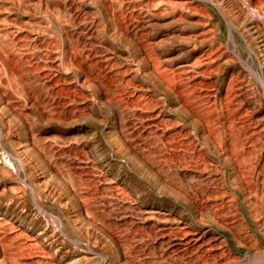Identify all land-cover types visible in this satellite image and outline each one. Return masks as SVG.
<instances>
[{
  "label": "rangeland",
  "instance_id": "rangeland-1",
  "mask_svg": "<svg viewBox=\"0 0 264 264\" xmlns=\"http://www.w3.org/2000/svg\"><path fill=\"white\" fill-rule=\"evenodd\" d=\"M103 1L0 0V264H264V0Z\"/></svg>",
  "mask_w": 264,
  "mask_h": 264
},
{
  "label": "bare ground",
  "instance_id": "bare-ground-1",
  "mask_svg": "<svg viewBox=\"0 0 264 264\" xmlns=\"http://www.w3.org/2000/svg\"><path fill=\"white\" fill-rule=\"evenodd\" d=\"M42 1H43V0H42ZM100 1H101V0H100ZM102 1H103V0H102ZM105 1H109V0H105ZM105 1H103V2H105ZM119 1H120V0H119ZM131 1H132V0H131ZM131 1H129V2H131ZM136 1H138V0H136ZM146 1H147V0H146ZM46 2H47V1H46ZM147 2H148V1H147ZM151 2H152V1H151ZM5 3H6V2H5ZM17 3H18V2H17ZM66 3H67V2H66ZM105 3H106V2H105ZM111 3H113V2H111ZM135 3H136V2H135ZM137 3H138V2H137ZM149 3H150V2H149ZM39 4H40V3H39ZM68 4H69V3H68ZM99 4H100V3H99ZM140 4H141V3H140ZM147 4H148V3H147ZM152 4H153V3H152ZM19 5H20V4H19ZM47 5H48V4H47ZM50 5H51V4H50ZM65 5H66V4H65ZM118 5H119V3H118ZM138 5H139V4H138ZM142 5H143V4H142ZM149 5H151V4H149ZM171 5H172V4H171ZM180 5H181V4H180ZM21 6H22V5H21ZM41 6H42V4H41ZM66 6H67V5H66ZM71 6H72V4H71ZM99 6H100V5H99ZM115 6H116V5H115ZM144 6H145V5H144ZM151 6H152V5H151ZM151 6H149V7L151 8ZM8 7H9V6H8ZM42 7H43V6H42ZM67 7H68V6H67ZM67 7H66V8H67ZM110 7H111V6H110ZM119 7H120V6H119ZM21 8H22V7H21ZM25 8H26V7H25ZM39 8H40V7H39ZM68 8H69V7H68ZM74 8H75V7H74ZM74 8H73V9H74ZM76 8H77V7H76ZM127 8H128V7H127ZM152 8H153V7H152ZM29 9H30V8H29ZM42 9H43V8H42ZM120 9H121V8H120ZM122 9H123V8H122ZM19 10H21V9H19ZM64 10H65V9H64ZM68 10H69V9H68ZM76 10H78V9H76ZM110 10H111V9H109V11H110ZM112 10H113V9H112ZM142 10H143V9H142ZM153 10H154V9H153ZM187 10H188V9H187ZM190 10H191V9H190ZM45 11H46V10H45ZM65 11H66V10H65ZM69 11H70V10H69ZM118 11H120V10H118ZM124 11H125V10H124ZM124 11H123V12H124ZM147 11H148V10H147ZM182 11H184V10H182ZM112 12H113V11H112ZM149 12H150V11H149ZM165 12H166V11H165ZM66 13H67V11H66ZM69 13H70V12H69ZM87 13H88V12H87ZM143 13H144V12H143ZM152 13H153V12H152ZM152 13H151V14H152ZM154 13H155V12H154ZM156 13H157V12H156ZM191 13H192V11H191ZM194 13H195V12H194ZM78 14H79V13H78ZM83 14H84V13H83ZM83 14H82V15H83ZM111 14H112V13H111ZM111 14H110V15H111ZM188 14H189V13H188ZM79 15H80V14H79ZM90 15H91V14H90ZM118 15H119V14H118ZM145 15H146V14H145ZM160 15H161V14H160ZM170 15H171V14H170ZM73 16H74V15H73ZM80 16H81V15H80ZM87 16H88V15H87ZM120 16H121V15H120ZM120 16H119V17H120ZM149 16H150V15H149ZM149 16H148V17H149ZM158 16H159V15H158ZM163 16H164V15H163ZM184 16H185V15H184ZM81 17H82V16H81ZM81 17H80V18H81ZM111 17H112V16H111ZM145 17H146V16H145ZM152 17H153V16H152ZM173 17H174V16H173ZM59 18H60V17H59ZM83 18H84V17H83ZM85 18H87V17L85 16ZM149 18H150V17H149ZM163 18H164V17H163ZM184 18H185V17H184ZM63 19H64V18H63ZM69 19H71V18H68V20H69ZM75 19H76V17H75ZM89 19H90V18H89ZM155 19H156V18H155ZM177 19H178V18H177ZM72 20H74V19H72ZM80 20H81V19H80ZM170 20H171V19H170ZM178 20H179V19H178ZM187 20H188V19H187ZM64 21H65V20H64ZM69 21H70V20H69ZM81 21H82V20H81ZM85 21H86V20H85ZM88 21H90V20H88ZM109 21H110V20H109ZM114 21H115V20H114ZM116 21H117V20H116ZM118 21H119V20H118ZM171 21H172V20H171ZM175 21H176V20H174V22H175ZM60 22H61V21H60ZM62 22H63V20H62ZM62 22H61V24H62ZM71 22H72V21H71ZM74 22H75V20H74ZM76 22H77V21H76ZM78 22H79V20H78ZM91 22H92V21H91ZM91 22H90V23H91ZM93 22H94V21H93ZM149 22L151 23V21H149ZM187 22H188V21H187ZM87 23H88V22H87ZM119 23L121 24V21H120ZM161 23H162V22H161ZM185 23H186V22H185ZM188 23H189V22H188ZM190 23H191V22H190ZM52 24H53V23H52ZM64 24H66V22H65ZM68 24H69V23H68ZM73 24H75V23H73ZM77 24H78V23H77ZM155 24H156V23H155ZM201 24H202V23H201ZM97 25H98V24H96V26H97ZM151 25H152V23H151ZM166 25H168V24H166ZM204 25H205V24H204ZM51 26H52V25H51ZM54 26H55V25H54ZM57 26H58V25H57ZM83 26H84V25H82V28H83ZM91 26H92V25H91ZM110 26H111V24H110ZM118 26H119V25H118ZM45 27H46V26H45ZM70 27H72V26L70 25ZM75 27H76V24H75ZM89 27H90V26H89ZM119 27H121V26H119ZM124 27H125V26H124ZM124 27H123V28H124ZM47 28H48V27H47ZM47 28H46V29H47ZM60 28H61V27H60ZM60 28H59V29H60ZM64 28H65V27H64ZM87 28H88V26H87ZM87 28H86V29H87ZM121 28H122V27H121ZM48 29H50V28H48ZM56 29H57V27H56ZM66 29H67V28H66ZM66 29H65V30H66ZM68 29H69V27H68ZM98 29H99V28H98ZM113 29H114V28H113ZM126 29H127V28H126ZM79 30H80V29H79ZM91 30H92V29H91ZM95 30H96V28H95ZM121 30H122V29H121ZM121 30H120V32H121ZM42 31H45V30L42 29ZM50 31H51V30H50ZM55 31H56V30H55ZM57 31H58V30H57ZM59 31H60V30H59ZM67 31H68V30H67ZM69 31H70V30H69ZM73 31H74V30H73ZM75 31H76V30H75ZM81 31H82V30H81ZM65 32H66V31H65ZM70 32H71V31H70ZM126 32H127V31H126ZM44 33H45V32H44ZM59 33H60V32H59ZM67 33H68V32H67ZM72 33H73V32H72ZM91 33H92V31H91ZM93 33H94V32H93ZM181 33H183V32L181 31ZM50 34H51V33H50ZM70 34H71V33H70ZM70 34H68V35H70ZM76 34H77V33H76ZM121 34H122V33H121ZM58 35H59V34H58ZM58 35H57V36H58ZM74 35H75V34H74ZM122 35H123V34H122ZM125 35H126V34H125ZM128 35H129V34H128ZM175 35H176V34H175ZM6 36H7V35H6ZM54 36H55V34H54ZM70 36H71V35H70ZM79 36H81V35H79ZM120 36H121V35H120ZM135 36H136V35H135ZM45 37H46V36H45ZM55 37H56V36H55ZM60 37H61V36H60ZM63 37H64V36H63ZM65 37H66V36H65ZM131 37H132V36H131ZM172 37H173V36H172ZM179 37H180V36H179ZM184 37L187 38V37H189V36L187 35V36H184ZM47 38H48V37H47ZM50 38H51V37H50ZM58 38H59V37H58ZM61 38H62V37H61ZM180 38H181V37H180ZM186 38H185V39H186ZM67 39H68V38H67ZM77 39H78V38H77ZM82 39H83V38H82ZM108 39H109V38H108ZM47 40H48V39H47ZM85 40H86V39H85ZM131 40H132V39H131ZM136 40H137V39H136ZM77 41H78V40H77ZM79 41H81V40L79 39ZM133 41H134V39H133ZM137 41H138V40H137ZM162 41H163V40H161V42H162ZM206 41H207V40H206ZM81 42L83 43V41H81ZM138 42H139V41H138ZM136 43H137V42H136ZM162 43H163V42H162ZM156 44H157V43H156ZM160 44H161V43H160ZM66 45H67V44H66ZM68 45H69V44H68ZM142 45H144V44L142 43ZM147 45H148V44H147ZM158 45H159V44H158ZM77 46H78V45H77ZM139 46H140V45H139ZM150 46H151V45H150ZM154 47H155V46H154ZM68 48H69V47H68ZM138 48H140V47H138ZM142 48H143V46H142ZM145 48H147V47H145ZM148 48H149V47H148ZM66 49H67V48H66ZM152 49H153V48H152ZM62 50H63V49H62ZM64 50H65V49H64ZM78 50H79V48H78ZM86 50H87V49H86ZM141 50H142V49H141ZM149 50H150V49H149ZM191 50H192V49H191ZM69 51H70V50H69ZM71 51H72V50H71ZM84 51H85V50H84ZM151 51H152V50H151ZM151 51H149V52H151ZM206 51H207V50H206ZM206 51H205V53H206ZM16 52H17V51H16ZM60 52H61V51H60ZM66 52H67V51H66ZM73 52H74V51H73ZM79 52H80V51H79ZM139 52H140V50H139ZM147 52H148V51H147ZM189 52H190V51H189ZM81 53H83V52H81ZM81 53H80V54H81ZM103 53H104V52H103ZM105 53H106V52H105ZM141 53H142V51H141ZM144 53H145V52H144ZM187 53H188V51H187ZM0 54H1V53H0ZM59 54H60V53H59ZM59 54H58V55H59ZM63 54H64V53H63ZM66 54H67V53H66ZM74 54H75V53H74ZM148 54H149V53H148ZM189 54H190V53H189ZM67 55H68V54H67ZM82 55H83V54H82ZM101 55H103V54H101ZM125 55H126V54H125ZM142 55H143V54H142ZM145 55H147V54H145ZM172 55H173V54H172ZM205 55H206V54H205ZM85 56H86V55H85ZM85 56H84V57H85ZM147 56H149V55H147ZM54 57H55V56H54ZM56 57H57V56H56ZM56 57H55V58H56ZM58 57H60V55H59ZM80 57H81V56H79V58H80ZM86 57H88V55H87ZM86 57H85V58H86ZM102 57H103V56H102ZM110 57H111V56H110ZM176 57H177V56H176ZM52 58H53V57H52ZM55 58H54V59H55ZM62 58H63V57H62ZM76 58H77V57H76ZM76 58H75L74 56H72V54H69V55H68V59L71 60L73 63H74V62L76 63ZM89 58H91V57H89ZM144 58H145V57H144ZM146 58H147V57H146ZM148 58H150V57H148ZM204 58H205V57H204ZM82 59H83V58H82ZM86 59H87V58H86ZM93 59H94V58H93ZM106 59H109V57H108V58H105V60H106ZM153 59H154V58H153ZM2 60H3V59H2ZM139 60H140V59H139ZM149 60H150V59H149ZM154 60H155V59H154ZM154 60H153V61H154ZM162 60H163V59H162ZM164 60H165V59H164ZM62 61H63V60H62ZM84 61H85V60H84ZM111 61H112V60H111ZM166 61H167V60H166ZM172 61H173V60H172ZM4 62H5V61H4ZM6 62H7V61H6ZM8 62H9V60H8ZM69 62H70V61H69ZM69 62H68L67 64H69ZM106 62H107V61H106ZM148 62H149V61H147L146 63H148ZM155 62H156V61H155ZM188 62H189V61H188ZM80 63H81V62H80ZM150 63H151V62H150ZM153 63H154V62H153ZM178 63H179V62H178ZM193 63H194V62H193ZM193 63H192V64H193ZM201 63H202V62H201ZM10 64H11V63H10ZM63 64H64V63H63ZM76 64H78V63H76ZM82 64H83V63H82ZM97 64H98V63H97ZM99 64H100V63H99ZM118 64H119V63H118ZM161 64H162V63H161ZM188 64H189V63H188ZM195 64H196V63H195ZM1 65L3 66V64H1ZM5 65H6V63H5ZM69 65H70V64H69ZM74 65H75V64H73V66H74ZM119 65H120V64H119ZM148 65H149V64H148ZM151 65H152V64H151ZM157 65H158V64H157ZM157 65H156V66H157ZM193 65H194V64H193ZM9 66H10V65H9ZM95 66H97V65H95ZM106 66H107V65H106ZM111 66H112V64H111ZM135 66H136V65H135ZM149 66H150V65H149ZM153 66H154V65H153ZM156 66H155V67H156ZM171 66H172V65H171ZM196 66H197V64H196ZM3 67L5 68V66H3ZM12 67H13V66H12ZM63 67L65 68L66 66L64 65ZM69 67H71V65H70ZM78 67H79V66H78ZM78 67H77V68H78ZM99 67H100V66H99ZM129 67H131V66L129 65ZM145 67H146V66H145ZM191 67H192V66H191ZM194 67H195V66H194ZM6 68H7V67H6ZM6 68H5V69H6ZM66 68H67V67H66ZM79 68H81V67H79ZM82 68H83V67H82ZM100 68H101V67H100ZM102 68H104V67H102ZM102 68H101V69H102ZM115 68H116V67H115ZM118 68H119V67H118ZM172 68H173V67H172ZM181 68H182V67H181ZM60 69H61V68H60ZM60 69H59V70H60ZM105 69H107V68H105ZM110 69H111V68H110ZM137 69H138V68H137ZM152 69H153V68H152ZM167 69H168V68H167ZM174 69H175V67H174ZM183 69H184V68H183ZM187 69H188V68H187ZM12 70H13V69H12ZM64 70H65V69H64ZM69 70H70V69H69ZM74 70H75V69H74ZM86 70H87V69H86ZM148 70H149V67H148ZM154 70H155V68H154ZM158 70H159V69H158ZM163 70H165V69L163 68ZM169 70H170V69H169ZM171 70H172V69H171ZM185 70H186V69H185ZM188 70H189V69H188ZM195 70H196V69H195ZM201 70H202V69H201ZM108 71H109V69H108ZM112 71H113V70H112ZM129 71H130V70H129ZM155 71H156V70H155ZM167 71H168V70H167ZM176 71H177V70H176ZM197 71H198V70H197ZM197 71H196V72H197ZM204 71H205V70H204ZM76 72H77V71H76ZM94 72H96V71L94 70ZM101 72H103V70H102ZM115 72H116V71H115ZM149 72H153V71L151 70V71H149ZM173 72H174V71H173ZM173 72H171V74H172ZM179 72H180V70H179ZM181 72H182V71H181ZM199 72H200V71H199ZM199 72H198V73H199ZM70 73H72V72H70ZM90 73H91V72H90ZM110 73H111V72H110ZM117 73H118V72H117ZM128 73H129V72H128ZM136 73H137V72H136ZM136 73H135V74H136ZM146 73H148V72H146ZM156 73H157V72H156ZM158 73H159V71H158ZM161 73H162V72H161ZM184 73H185V72H184ZM192 73H193V72H192ZM194 73H195V72H194ZM200 73H203V72H200ZM118 74H119V73H118ZM123 74H124V73H123ZM144 74H145V73H144ZM144 74H143V75H144ZM163 74H165V73H163ZM177 74H178V73H177ZM181 74H182V73H181ZM185 74H186V73H185ZM204 74H205V73H204ZM88 75H91V74H88ZM98 75H99V74H98ZM136 75H137V74H136ZM146 75H147V74H146ZM152 75H153V74H152ZM168 75H170V73H169ZM168 75H167V76H168ZM175 75H176V74H175ZM175 75H174V76H175ZM190 75H192V74H190ZM206 75H207V74H205V76H206ZM137 76H138V75H137ZM179 76H180V74H179ZM195 76H196V75H195ZM205 76H204V77H205ZM91 77H92V76H91ZM150 77H151V76H150ZM155 77H156V76H155ZM163 77H164V76H162V78H163ZM176 77H177V76H176ZM180 77H181V76H180ZM206 77H207V76H206ZM86 78H87V77H86ZM92 78H93V77H92ZM134 78H135V77H134ZM169 78H170V77H169ZM169 78H168V79H169ZM181 78H182V77H181ZM184 78H185V77H184ZM189 78H190V77H189ZM192 78H193V77H192ZM83 79H84V78H83ZM118 79H119V78H118ZM168 79H167V80H168ZM171 79H172V78H171ZM177 79H178V77H177ZM89 80H90V79H89ZM92 80H93V79H92ZM115 80H116V79H115ZM115 80H114V81H115ZM120 80H121V79H120ZM145 80H146V79H145ZM162 80H163V79H162ZM178 80H179V79H178ZM201 80H202V79H201ZM114 81H113V82H114ZM156 81H157V80H156ZM165 81H166V79L164 80V82H165ZM85 82H86V79H85ZM93 82H94V81H93ZM95 82H96V81H95ZM115 82H116V81H115ZM117 82H118V81H117ZM123 82H124V81H123ZM128 82H129V81H128ZM134 82H135V81H134ZM171 82H172V80H171ZM203 82H204V81H203ZM118 83H119V82H118ZM124 83H125V82H124ZM173 83H175V82H173ZM179 83H181V82H179ZM187 83H188V82H187ZM206 83H207V82H206ZM42 84H43V83H42ZM88 84H90V83H88ZM93 84H94V83H93ZM93 84H92V86H93ZM128 84H129V83H128ZM143 84H144V83H143ZM146 84H147V83H146ZM169 84H170V83H169ZM45 85H46V84H45ZM130 85H131V84H130ZM135 85H137V84H135ZM163 85H164V84H163ZM167 85H168V84H166L165 88L167 87ZM172 85H174V84H172ZM172 85H171V86H172ZM206 85H207V84H205V87H206ZM94 86L96 87V84H95ZM100 86H101V85H100ZM119 86H121V85H119ZM122 86H123V85H122ZM122 86H121V87H122ZM126 86H127V85H126ZM131 86H132V85H131ZM142 86H143V85H142ZM144 86H145V85H144ZM154 86H155V85H154ZM171 86H170V87H171ZM1 87H2V86H1ZM109 87H110V86H109ZM123 87H124V86H123ZM145 87H146V86H145ZM163 87H164V86H163ZM2 88H3V87H2ZM98 88H99V87H98ZM102 88H103V87H102ZM114 88H115V87H114ZM136 88H137V87H136ZM136 88H135V89H136ZM148 88H149V87H148ZM156 88H157V87H156ZM160 88H161V87H160ZM0 89H1V88H0ZM99 89H100V88H99ZM115 89H119V88H115ZM133 89H134V88H133ZM141 89H142V88H141ZM168 89H169V87H168ZM95 90H96V88H95ZM97 90H98V89H97ZM119 90H120V89H119ZM122 91H123V90H122ZM126 91H127V90H126ZM131 91H132V90H131ZM179 91H180V90H179ZM1 92H2V91H1ZM4 92H5V91H4ZM95 92H96V91H95ZM138 92H139V91H138ZM172 92H173V91H172ZM99 93H100V91H99ZM105 93H106V92H105ZM121 93H124V92H121ZM129 93L131 94V92H129ZM134 93H135V92H134ZM95 94L97 95V93H95ZM102 94H104V92H103ZM172 94H174V93H172ZM0 95H1V94H0ZM2 95H4V97L6 96L5 94H2ZM2 95H1V97H2ZM128 95H129V94H128ZM140 95H142V94H140ZM176 95H177V93H176ZM179 95H180V93H179ZM101 96H102V95H101ZM136 96H137V95H136ZM142 96H143V95H142ZM128 97H130V96H128ZM138 97H139V96H138ZM103 98H104V97H103ZM111 98H112V97H111ZM126 98H127V97H126ZM126 98H124V99H126ZM133 98H134V96H133ZM143 98H144V96H143ZM176 98H177V97H176ZM182 98H183V97H182ZM105 99H106V98H105ZM108 99H109V98H108ZM112 99H113V98H112ZM140 99H141V98H140ZM178 99H179V98H178ZM113 100H115V99H113ZM132 100H133V99H132ZM136 100H137V99H136ZM179 100H180V99H179ZM99 101H100V100H99ZM106 101H107V100H106ZM130 101H131V100H130ZM142 101H143V100H142ZM180 101H181V100H180ZM94 102H95V101H94ZM107 102H108V101H107ZM107 102H106V103H107ZM116 102H117V101H116ZM134 102H136V101H134ZM138 102H140V101H138ZM109 103H110V102H109ZM138 104H140V103H138ZM138 104H137V105H138ZM144 104H145V103H144ZM183 104H184V103H182V105H183ZM133 105H134V104H133ZM140 105H141V104H140ZM142 105H143V104H142ZM182 105H181V106H182ZM187 105H188V104H187ZM102 106H103V105H102ZM112 106H114V105H112ZM185 106H186V104H185ZM118 107H119V105H118ZM122 107H123V106H122ZM143 107H144V106H143ZM143 107H142V108H143ZM183 107H184V105H183ZM114 108H115V106H114ZM146 108H147V107H146ZM146 108H144V109H146ZM187 108H188V106H187ZM103 109H104V108H103ZM123 109H124V108H123ZM149 109H150V108H149ZM112 110H113V109H112ZM121 110H122V109H121ZM141 110H142V109H141ZM147 110H148V109H147ZM147 110H146V111H147ZM106 111H107V110H106ZM189 111H190V109H189ZM139 112H140V111H139ZM192 112H193V111H192ZM106 113H107V112H106ZM115 113H116V112H115ZM117 113L119 114V112H117ZM117 113H116V114H117ZM135 113H136V112H135ZM150 113H151V112H150ZM157 113H158V112H157ZM190 113H191V112H190ZM107 114H108V113H107ZM118 114H117V115H118ZM120 114H121V116H122V113H120ZM120 114H119V115H120ZM138 114H139V113H138ZM158 114H159V113H158ZM89 115H90V114H89ZM109 115H110V114H109ZM111 115H112V114H111ZM111 115H110V116H111ZM151 115H155V114H151ZM35 116H36V115H35ZM104 116H105V115H104ZM115 116H116V115H115ZM123 116H124V115H123ZM138 116H139V115H138ZM157 116H158V115H157ZM88 117H89V116H88ZM126 117L128 118V116H126ZM140 117H141V116H140ZM143 117H144V115H143ZM143 117H142V118H143ZM148 117H149V116H148ZM193 117H194V114H193ZM103 118H104V117H103ZM108 118H109V117H108ZM111 118H112V117H111ZM124 118H125V117H124ZM142 118H141V120H142ZM150 118H151V117H149V119H150ZM152 118H154V117L152 116ZM129 119H130V118H129ZM144 119H145V118H144ZM146 119H147V116H146ZM105 120H106V119H105ZM116 120H117V118H116ZM116 120H115V121H116ZM113 121H114V120H113ZM120 121H121V120H120ZM123 121H124V120H123ZM123 121H122V122H123ZM125 121H126V120H125ZM39 122H40V121H39ZM130 122H131V121H130ZM130 122H128V124H129ZM155 122H157L158 124L160 123V122H158V121H155ZM105 123H106V122H105ZM109 123H110V122H109ZM143 123H144V122H143ZM118 124H119V123H118ZM145 124L147 125V123H145ZM148 124H150V123H148ZM153 124H154V123H153ZM201 124H202V123H201ZM105 125H106V124H105ZM122 125H124V124H122ZM130 125H131V123H130ZM139 125H140V124H139ZM155 125H156V124H155ZM202 125H204V124H202ZM119 126H121V125L119 124ZM156 126H157V125H156ZM200 126H201V125H200ZM110 127H111V126H110ZM116 127H117V126H116ZM203 127H204V126H203ZM23 128H24V127H23ZM102 128H103V126H102ZM102 128H101V129H102ZM200 128H201V127H200ZM205 128H206V126H205ZM205 128H203V129H205ZM208 128H209V127H208ZM101 129H100V130H101ZM126 129H127V127H126ZM113 130H114V129H113ZM200 130H202V129H200ZM98 131H99V130H98ZM116 131H118V130H116ZM123 131H125V130H123ZM126 131H127V130H126ZM128 131H129V130H128ZM137 131H138V130H137ZM203 131H205V130H203ZM206 131H207V129H206ZM206 131H205V132H206ZM203 133H204V132H203ZM206 133H207V132H206ZM128 134H129V132H128ZM117 135H118V134H117ZM203 135H204V134H203ZM209 135H211V132H210ZM118 136H119V135H118ZM120 136H121V135H120ZM122 136H124V135H122ZM94 137H95V136H94ZM210 137H211V136H210ZM115 138H116V137H115ZM126 138H127V136H126ZM126 138H125V140H126ZM204 138H205V136H204ZM98 139H99V138H98ZM119 139L121 140V138H119ZM207 139H208V138H207ZM125 140H124V141H125ZM205 140H206V139H205ZM122 142H123V141H122ZM127 142H129V140H128ZM208 142H209V141H208ZM123 143H124V142H123ZM120 144H121V143H120ZM130 144H133V143H130ZM214 144H215V143H214ZM125 145H126V144H125ZM128 145H129V144H128ZM121 146H122V144H121ZM129 146H130V145H129ZM124 147H125V146H124ZM135 147H136V146H135ZM123 150H124V148H123ZM126 150H127V149H126ZM137 150H138V149H137ZM129 151H131V150H129ZM127 152H128V151H127ZM136 152H137V151H136ZM134 153H135V151H134ZM137 153H138V152H137ZM95 158H96V157H95ZM5 160H6V159H5ZM100 162H101V161H100ZM48 165L50 166V164H48ZM150 166H151V165H150ZM57 170H58V169H57ZM70 177H71V176H69V178H70ZM65 178H66V177H65ZM65 178H64V179H65ZM67 179H68V178H66V180H67ZM63 181H65V180H63ZM66 182H67V181H66ZM68 184H69V183H68ZM70 185H72V183H71ZM70 185H69V186H70ZM72 186H73V185H72ZM62 187H63V186H62ZM73 187H74V186H73ZM74 189H76V188L74 187L73 190H74ZM70 190H72V188H71ZM66 192H67V191H66ZM72 192H74V191H72ZM75 192H77V191H75ZM72 194H74V193H72ZM81 194H82V193H81ZM81 194H80V195H81ZM78 195H79V194H78ZM78 195H77V196H78ZM68 196H69V192H68ZM75 196H76V194H75ZM71 197H72V196H71ZM65 201H66V200H65ZM79 201H80V200H79ZM69 202H70V201H69ZM81 207H82V206H81ZM79 208H80V207H79ZM80 209H81V208H80ZM83 209H84V207H83ZM85 209H86V208H85ZM77 213H78V212H77ZM83 213H84V211H83ZM80 214H81V213H80ZM81 216H82V215H81ZM77 218H78V217H77ZM87 220H88V219H87ZM96 228H97V227H96ZM98 229H99V228H98ZM110 233H112V232H110ZM110 235L113 236V234H110ZM185 236H186V235H185ZM197 238H198V237H196L195 239H197ZM32 239H33V238H32ZM187 241H188V240H187ZM187 241L185 240V242H187ZM189 241H190V239H189ZM189 241H188V242H189ZM188 242H187V243H188ZM194 242H195V241H194ZM122 261H125V260H122ZM173 263H175V262H173ZM177 263H178V262H177ZM188 264H189V263H188Z\"/></svg>",
  "mask_w": 264,
  "mask_h": 264
}]
</instances>
